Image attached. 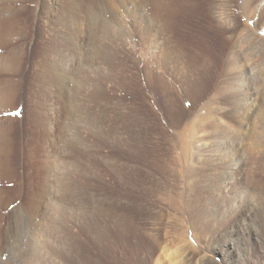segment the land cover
<instances>
[{
  "label": "rangeland",
  "instance_id": "rangeland-1",
  "mask_svg": "<svg viewBox=\"0 0 264 264\" xmlns=\"http://www.w3.org/2000/svg\"><path fill=\"white\" fill-rule=\"evenodd\" d=\"M0 17V264H264V0Z\"/></svg>",
  "mask_w": 264,
  "mask_h": 264
},
{
  "label": "bare ground",
  "instance_id": "bare-ground-1",
  "mask_svg": "<svg viewBox=\"0 0 264 264\" xmlns=\"http://www.w3.org/2000/svg\"><path fill=\"white\" fill-rule=\"evenodd\" d=\"M86 1H88V0H86ZM97 1V0H96ZM154 1V0H153ZM247 1V0H246ZM82 2V1H81ZM71 3V2H70ZM129 3V2H128ZM168 3V2H167ZM170 3V2H169ZM77 4V3H76ZM94 4V3H93ZM88 5H89V2H88ZM167 5V4H166ZM90 6H92V5H90ZM169 7H170V5H168ZM172 7V6H171ZM87 7H85V9H86ZM89 8V7H88ZM93 8V7H92ZM75 9H73V11H74ZM89 10V9H88ZM157 10V9H156ZM85 11H87V10H85ZM6 12V11H5ZM96 12L97 11H95V10H91V8H90V10L89 11H87L86 13H87V15H88V20H90V22H91V24L93 25V26H95L98 22H97V20H96V16H97V14H96ZM8 14V13H7ZM74 14V13H73ZM79 14V13H78ZM154 14H157V13H154ZM85 15V14H84ZM159 15V14H158ZM160 16H161V14H160ZM222 17H220V19H221ZM169 20V19H168ZM7 21H8V19L7 18H1L0 17V25H4V23H7ZM80 21V20H79ZM78 21V22H79ZM77 22V23H78ZM87 23V22H86ZM74 24V23H73ZM99 29V28H98ZM98 29H96V31H95V39L96 38H99V36L97 37V35H98ZM79 31V30H78ZM249 33V32H248ZM251 33V32H250ZM252 34V33H251ZM250 34V35H251ZM223 36V35H222ZM234 36H236V35H234ZM238 36H239V34H238ZM241 39V38H240ZM237 40V39H236ZM237 43H238V41H237ZM229 45V44H228ZM253 45V44H252ZM114 46V45H113ZM233 46V45H232ZM249 47V46H248ZM80 48V47H79ZM174 50V49H173ZM235 50V49H234ZM237 50V49H236ZM233 51V50H232ZM239 51V50H238ZM237 52V51H236ZM20 53V52H19ZM232 53V52H231ZM239 53V52H238ZM251 53V52H250ZM58 55V54H57ZM11 56V55H10ZM19 55H17V53L16 54H14V57H13V59L14 58H17ZM56 56V55H55ZM249 56V55H248ZM20 57V56H19ZM5 58H7V57H5ZM9 60V59H8ZM7 60V61H8ZM16 60V59H15ZM260 62V61H259ZM258 62V63H259ZM9 62H7V64H8ZM5 64V63H4ZM10 64V63H9ZM2 66H3V64H2ZM19 66V65H18ZM7 67V66H6ZM5 67V68H6ZM62 67V66H61ZM8 68V67H7ZM10 68V67H9ZM15 68V67H14ZM46 68V67H45ZM51 68V67H50ZM264 68V67H263ZM3 69V68H2ZM109 69V68H108ZM58 70V69H57ZM231 70V69H230ZM50 71H51V69H50ZM47 73H49V72H47ZM51 73V72H50ZM262 73V72H261ZM58 75V74H57ZM46 77V76H45ZM45 79V78H44ZM47 79V78H46ZM242 79V78H241ZM240 82H241V80H240ZM8 83H9V81H8ZM60 83H62L61 81H60ZM243 83V82H242ZM226 84V83H225ZM230 84V83H229ZM59 85V84H58ZM233 85V84H232ZM245 85V84H244ZM246 85H252V84H250V83H248L247 82V84ZM63 86V85H62ZM218 87V86H217ZM43 88V87H42ZM53 88V87H52ZM59 88H61V87H59ZM3 89H8L7 87H4ZM47 89V88H46ZM55 89V88H54ZM218 89H220V87L218 88ZM224 89V88H223ZM258 89V88H257ZM226 92V91H225ZM59 95V94H58ZM57 95V96H58ZM225 96V95H224ZM249 98V97H248ZM230 99V98H229ZM54 100V99H53ZM243 100V99H242ZM257 101V100H256ZM60 102V101H59ZM245 103V102H244ZM221 107V106H220ZM239 107V106H238ZM263 108V107H262ZM236 109V108H235ZM257 114V113H256ZM258 117V116H257ZM244 121V120H243ZM10 123V122H9ZM259 123H261V122H259ZM212 126V125H211ZM4 127V126H3ZM6 127V126H5ZM205 128V127H204ZM211 128V127H210ZM214 128V127H213ZM1 129V128H0ZM211 130V129H210ZM214 131V130H213ZM12 136V135H11ZM233 139V138H232ZM213 141V140H212ZM217 141V140H216ZM125 142V141H124ZM131 144V143H130ZM229 145V144H228ZM131 147V146H130ZM218 148V147H217ZM131 149V148H130ZM83 151V150H82ZM239 154V153H238ZM238 157H240V156H238ZM199 160V159H198ZM123 163V162H122ZM256 164V163H255ZM258 164V163H257ZM124 165V164H123ZM132 165V164H131ZM135 165V164H134ZM138 165V164H137ZM125 166V165H124ZM127 166V165H126ZM139 168V167H138ZM137 168V169H138ZM237 168V167H236ZM254 168V167H253ZM119 171H121V170H119ZM131 171H133V170H131ZM139 171V170H138ZM36 174V173H35ZM134 174V173H133ZM122 177V176H121ZM140 179V178H139ZM75 180V179H74ZM77 181V180H76ZM143 181V180H142ZM261 181V180H260ZM73 183V182H72ZM77 183V182H76ZM78 184V183H77ZM64 193V192H63ZM64 203V202H63ZM57 204V203H56ZM82 209V208H81ZM67 214V213H66ZM96 215V214H95ZM100 216V215H99ZM60 219V218H59ZM121 221V220H120ZM87 223V222H86ZM13 226V225H12ZM11 226V227H12ZM61 226V225H60ZM9 229V228H8ZM102 229V228H101ZM254 231H255V233L257 234V236H258V240H259V242H260V245L262 246V248H264V242L261 240V237L259 236V228L257 227V226H255L254 228ZM252 228H250V226H248V225H245V227H244V231L246 232V233H251L252 231ZM49 235V234H48ZM38 236V235H37ZM79 237V236H78ZM153 240V239H152ZM16 242V241H15ZM45 242V241H44ZM51 243V242H50ZM49 243V244H50ZM2 247V246H1ZM49 253V252H48ZM64 253V252H63ZM263 256H264V254H263ZM258 259L259 260H262V256L260 257V256H258ZM15 261V260H14ZM261 264V263H260Z\"/></svg>",
  "mask_w": 264,
  "mask_h": 264
}]
</instances>
